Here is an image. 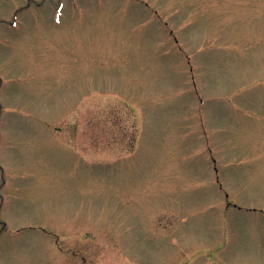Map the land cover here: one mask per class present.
<instances>
[{"label": "rangeland", "instance_id": "1", "mask_svg": "<svg viewBox=\"0 0 264 264\" xmlns=\"http://www.w3.org/2000/svg\"><path fill=\"white\" fill-rule=\"evenodd\" d=\"M43 2L0 48V264H264V0Z\"/></svg>", "mask_w": 264, "mask_h": 264}, {"label": "flooded vegetation", "instance_id": "2", "mask_svg": "<svg viewBox=\"0 0 264 264\" xmlns=\"http://www.w3.org/2000/svg\"><path fill=\"white\" fill-rule=\"evenodd\" d=\"M72 1V0H70ZM24 4H17L11 7L7 0H0V48L11 45L15 42L16 36L21 33L23 27L29 20L38 19L42 15L43 7L46 5L43 0H23ZM53 0H50V5ZM62 3L58 2L55 12H58ZM1 8L4 11H1ZM59 13V12H58ZM58 16V15H57ZM30 19H27V18Z\"/></svg>", "mask_w": 264, "mask_h": 264}]
</instances>
